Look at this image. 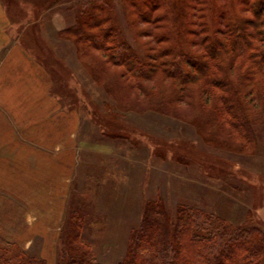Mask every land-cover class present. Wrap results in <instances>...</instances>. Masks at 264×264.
<instances>
[{
	"label": "rangeland",
	"instance_id": "obj_1",
	"mask_svg": "<svg viewBox=\"0 0 264 264\" xmlns=\"http://www.w3.org/2000/svg\"><path fill=\"white\" fill-rule=\"evenodd\" d=\"M148 1L0 0L10 18L9 40L34 52L53 77L54 94L81 118L75 136L79 165L62 222L77 210L85 213L80 240L108 264L124 258L148 201L159 195L174 213L180 205L191 204L235 224L251 219L264 228V107L258 96H250L254 102L248 99L254 126L248 139L225 118L212 119L216 116L212 99L198 98L196 85L192 94L170 103L169 87L179 85L172 78H142L144 85L134 86L121 66L85 46L74 32L84 15L97 16L100 7L112 15L106 24L123 26L139 52L160 48L168 43L154 37L162 27L140 14L141 8L148 11ZM89 3L97 6L94 13L87 11ZM244 14L252 16L250 10ZM196 15L198 32H189L186 39L192 51L200 47L192 41L207 33L200 32L202 11ZM149 25L153 32L139 31ZM61 230L39 234L27 249L43 254L48 264H57Z\"/></svg>",
	"mask_w": 264,
	"mask_h": 264
},
{
	"label": "trees",
	"instance_id": "obj_2",
	"mask_svg": "<svg viewBox=\"0 0 264 264\" xmlns=\"http://www.w3.org/2000/svg\"><path fill=\"white\" fill-rule=\"evenodd\" d=\"M222 1H148V11L141 8L140 14L162 27L154 33L157 41L168 42L160 48L151 47L149 52H139L123 26L106 24L112 20L110 11L97 9L95 3H89L87 11L94 13L97 9V16L84 15L74 32L85 46L102 51L108 62L121 66L122 73L136 82L134 86L142 87V78H172L179 89L169 87L170 103L192 94L196 85L198 98L205 95L212 99L214 121L225 118L242 136L251 139L254 126L247 105L254 99L250 96H258L264 107V0L254 1L257 5L250 0ZM158 9L162 11L151 14ZM246 10L252 16L245 15ZM199 11L204 15L200 32L207 33L192 41L200 46L192 51L188 46L191 41L186 39L189 32H198L193 16L197 17ZM139 31L153 32L150 25ZM200 105L204 106L202 101ZM84 214L77 210L63 220L57 264H108L100 262L80 240L86 224ZM0 264L48 262L40 253L0 233ZM115 264H264V228L251 219L235 224L191 204L180 205L174 213L159 195L148 201L140 226L130 234L124 258Z\"/></svg>",
	"mask_w": 264,
	"mask_h": 264
},
{
	"label": "crops",
	"instance_id": "obj_3",
	"mask_svg": "<svg viewBox=\"0 0 264 264\" xmlns=\"http://www.w3.org/2000/svg\"><path fill=\"white\" fill-rule=\"evenodd\" d=\"M9 24L0 2V233L29 248L39 234L61 228L81 118L54 94L34 52L9 40Z\"/></svg>",
	"mask_w": 264,
	"mask_h": 264
}]
</instances>
